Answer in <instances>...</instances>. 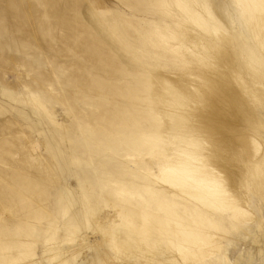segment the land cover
<instances>
[{"label": "rangeland", "instance_id": "1", "mask_svg": "<svg viewBox=\"0 0 264 264\" xmlns=\"http://www.w3.org/2000/svg\"><path fill=\"white\" fill-rule=\"evenodd\" d=\"M197 18L204 29L247 39L260 56L235 0H0V264L179 257L166 246L181 238L172 218L193 228L201 210L147 177L158 174V152L168 146L167 130L155 131L145 112L153 104L186 112L166 104L172 86L200 97L161 41L179 32L176 24L215 41ZM116 108L129 112L123 122H113ZM250 207L257 220L243 226L207 212L228 228L222 243L231 260L264 264V199L252 197Z\"/></svg>", "mask_w": 264, "mask_h": 264}, {"label": "bare ground", "instance_id": "2", "mask_svg": "<svg viewBox=\"0 0 264 264\" xmlns=\"http://www.w3.org/2000/svg\"><path fill=\"white\" fill-rule=\"evenodd\" d=\"M235 2L260 56L247 39L232 37L218 27L204 29L206 23L198 18L195 24L215 41L179 24V32L161 35V41L185 63L184 74L200 93L199 98H193L192 93L172 86L176 95L166 104L174 102L186 112H166L154 104L145 112L155 131L167 130L168 146V151L163 148L158 152V174L147 172V177L192 199L201 210L193 228L184 225L180 217L172 218L181 238H167V248L179 254L168 261L170 264L178 259L188 264L216 256L238 264L229 258L222 243L228 228L210 218L207 211L223 215L234 226H243L257 220L251 198L264 199V119L257 113L258 105L264 111V0ZM157 83L147 85L154 88ZM116 111L121 117L113 120L115 123L129 115L122 108ZM143 230L153 235L149 227ZM257 238L254 245H258ZM132 246L145 250L137 242Z\"/></svg>", "mask_w": 264, "mask_h": 264}]
</instances>
